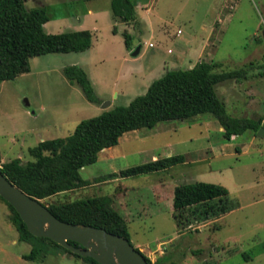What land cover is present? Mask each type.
Returning a JSON list of instances; mask_svg holds the SVG:
<instances>
[{
	"label": "rangeland",
	"instance_id": "1",
	"mask_svg": "<svg viewBox=\"0 0 264 264\" xmlns=\"http://www.w3.org/2000/svg\"><path fill=\"white\" fill-rule=\"evenodd\" d=\"M146 1L148 12L142 7L137 11L146 22L151 21V27L141 20L139 28H134L112 20L110 0H25L28 9L47 6L51 18L44 25L45 32L88 29L92 43L85 51L33 57L29 72L1 82L0 166L17 157L22 163L33 160L29 149L39 141L66 137L81 120L127 105L144 94L166 70L188 68L187 62L168 61L164 70L146 72L156 57L167 61L190 36L202 44L211 27L216 31L203 61L219 63V70L249 61L264 64V0ZM88 9L101 13L86 15ZM159 27L169 33L167 41L153 34ZM125 30L131 35L132 50L125 46ZM149 42L155 46L148 47ZM138 45L142 53L132 56ZM69 65H79L87 72L98 102L88 101L80 87L66 79L63 68ZM259 71L216 86L232 116H261L264 122V75ZM194 118L162 121L153 128L124 133L117 145L99 152L94 163L80 170L90 185L42 201L52 205L111 196L127 223L131 244L151 262L159 259L158 264H264V139L248 130L226 140L212 115ZM176 154L184 155L186 162L156 172L100 180L109 173ZM96 179L99 182H93ZM198 181L223 185L240 206L179 228L173 216L174 187ZM10 215L0 198V264H91L58 247L43 261L24 259L31 245L19 241Z\"/></svg>",
	"mask_w": 264,
	"mask_h": 264
},
{
	"label": "trees",
	"instance_id": "2",
	"mask_svg": "<svg viewBox=\"0 0 264 264\" xmlns=\"http://www.w3.org/2000/svg\"><path fill=\"white\" fill-rule=\"evenodd\" d=\"M136 4V0H110L112 20L137 25ZM50 18L46 5L28 9L25 0H0V84L29 72L30 59L33 57L90 48V30L47 33L44 24ZM113 32H116V26ZM123 36L126 48L132 50L130 33L125 30ZM219 67L217 62L202 60L192 67L168 69L150 83L144 94L135 96L127 105H118L81 120L66 137L39 141L29 149L33 160L22 163L20 158H13L1 164L0 172L23 192L39 199L59 220L103 228L130 241L127 223L114 208L111 196H94L52 205H46L42 200L90 185L92 182L83 179L80 170L94 163L99 152L117 145L120 137L132 130L153 128L162 121L189 120L210 114L222 128V136L226 140L248 130L257 134L264 127L263 117L232 116L217 95L216 86L226 80L240 81L247 78L255 69L264 75V64L249 61L234 69L219 70ZM63 74L70 83L80 87L88 101L98 102L91 79L81 66H66ZM184 162L182 154L169 155L126 168L119 173H109L100 177V180L156 172ZM93 182L99 181L96 179ZM5 202L10 208V221L18 232L19 241L31 245L30 251L22 255L24 259L43 261L56 247L70 252L49 238L32 235L14 207ZM239 206V201L231 197L228 189L220 184L198 181L174 187L173 216L179 228L225 214ZM69 243L79 246L73 241ZM81 258L91 264H99L91 257ZM145 258L148 264H158L160 261L151 262L147 256Z\"/></svg>",
	"mask_w": 264,
	"mask_h": 264
},
{
	"label": "water",
	"instance_id": "3",
	"mask_svg": "<svg viewBox=\"0 0 264 264\" xmlns=\"http://www.w3.org/2000/svg\"><path fill=\"white\" fill-rule=\"evenodd\" d=\"M140 48L141 45H138L131 55L137 56ZM25 104L28 106L26 100ZM107 105L108 102L103 107ZM257 135L264 139V127L257 131ZM0 196L14 207L28 231L36 237L49 238L71 253L91 257L99 264H148L145 255L127 238L103 228L59 220L39 199L23 192L1 172Z\"/></svg>",
	"mask_w": 264,
	"mask_h": 264
},
{
	"label": "crops",
	"instance_id": "4",
	"mask_svg": "<svg viewBox=\"0 0 264 264\" xmlns=\"http://www.w3.org/2000/svg\"><path fill=\"white\" fill-rule=\"evenodd\" d=\"M136 2H137V0H136ZM138 7L145 8V11H147V12L149 10L148 7H147V1L146 0L137 2L135 9H136V12H137L138 24L137 25H133V24H127L125 22H123V23L127 24L128 26H133L134 28H139V26L142 24V22H144V25H146V26H148L151 23V21L149 22V20H147V22H148L147 23L145 21V19H143L138 14V11H137ZM100 13H101V11H99V10L93 11L92 9H88L86 15L95 14V15L98 16V15H100ZM141 20H143V21L141 22ZM216 25H218V21L215 22V26ZM150 27H151V24H150ZM92 29L93 30H97V27L94 26ZM148 31L150 32L149 29H148ZM215 31H216V27H211L209 34H207V36H205V39L202 40L203 42L200 45L196 44L193 36H190L189 38L183 40L181 44H179L180 47H177V51L173 52V50L167 49V52H169V53L173 52L174 54L167 61H164V62H162L163 60L161 58L156 57L154 59L153 63L148 67L146 72L150 73L152 71V69L154 70V69H156V68L158 69L160 67H162L163 70H164V68L167 67L166 63L168 61H173L174 63H179V64H181V63L184 64V63L187 62L188 65H189L188 67H192L195 63L200 62L202 60V56H204L203 55L204 50H205V48L208 45L207 43L210 40L211 35ZM179 32H180V30H177V33H179ZM153 34L156 35L157 37L161 38V39L166 40V41L168 40V38L170 36L169 33L167 32L166 28H164V27H159L157 29V34L155 33V31L153 32ZM154 46H155L154 43H152V42L148 43V47H154ZM141 53H142V47L140 48V51H139L138 55H140ZM194 57L196 59H193ZM162 63H164L163 66H162ZM219 130L222 132V128L221 127H219ZM185 162H186V158H185Z\"/></svg>",
	"mask_w": 264,
	"mask_h": 264
},
{
	"label": "built area",
	"instance_id": "5",
	"mask_svg": "<svg viewBox=\"0 0 264 264\" xmlns=\"http://www.w3.org/2000/svg\"><path fill=\"white\" fill-rule=\"evenodd\" d=\"M232 7V6H231Z\"/></svg>",
	"mask_w": 264,
	"mask_h": 264
}]
</instances>
